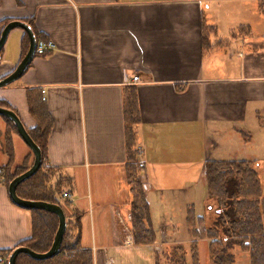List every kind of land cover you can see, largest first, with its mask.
<instances>
[{
    "label": "crops",
    "instance_id": "crops-1",
    "mask_svg": "<svg viewBox=\"0 0 264 264\" xmlns=\"http://www.w3.org/2000/svg\"><path fill=\"white\" fill-rule=\"evenodd\" d=\"M212 4L241 16L240 25L233 16L227 21L231 40L220 38ZM7 19L33 22L55 45L0 89V101L32 130L28 93L45 98L52 120L46 165L71 180L70 209L82 214L81 243L93 264H154L164 246L188 244V208L202 217L205 164L264 162V0H0V22ZM205 25L216 30L208 48ZM24 35L9 33L0 80L20 63ZM227 49L225 63L212 62ZM235 52L240 62L228 64ZM134 76L140 83L131 84ZM131 90L140 112L139 179L156 235L143 246L124 222L131 200L124 98ZM6 128L0 116V170L9 162ZM13 143L15 166L34 160L16 134ZM1 180L0 250L16 249L32 234L31 213L13 204ZM208 206L205 200L203 216Z\"/></svg>",
    "mask_w": 264,
    "mask_h": 264
},
{
    "label": "trees",
    "instance_id": "trees-1",
    "mask_svg": "<svg viewBox=\"0 0 264 264\" xmlns=\"http://www.w3.org/2000/svg\"><path fill=\"white\" fill-rule=\"evenodd\" d=\"M11 21L13 20L7 19L0 22L2 30ZM27 24L31 26L37 42L44 41L33 22L29 21ZM242 30L245 28L237 29L235 34L242 33ZM215 33V28L203 26V45L206 48L211 46L208 37ZM28 49L29 38L25 33L21 61ZM2 51L3 49L0 51V58ZM36 56L38 55L35 54ZM27 99L30 114L36 121L34 129L27 131L41 150L42 163L34 176L18 186L17 195L24 200L59 205L65 212L67 228L59 252L54 257L38 261L28 255L20 254L16 264H93L92 251L84 249L81 243L82 214L71 210L70 203L58 202L55 198L61 192H71L72 184L71 180L62 178L60 171L46 165L52 120L41 97V92L32 89ZM0 107L12 110L2 101H0ZM3 119L7 124L5 153L9 162L0 170V178H2V184L8 188L9 184L17 176L28 171L32 164H29L27 159L23 165L15 166L13 136L18 135V132L12 121L5 117ZM124 121L129 159L127 179L131 188L129 215L131 216L132 237L136 245H151L155 242L156 235L136 161L138 149L135 127L140 123V112L134 90L125 94ZM205 176L206 200H214L218 205L215 212L216 218L211 220L208 215L198 217L194 207L188 208L186 224L191 237L190 242L184 245L164 246L161 253L154 254V264H201L199 241L203 239L210 241L211 264H236L232 253L234 247H239L242 252L249 255L250 264H264V191L255 163L243 160H211L205 164ZM208 210L212 211L211 205L208 206ZM29 211L32 234L30 238L20 242L17 247H27L36 253H46L52 247L58 230V217L43 210ZM13 251L14 249L0 250V254L9 258Z\"/></svg>",
    "mask_w": 264,
    "mask_h": 264
},
{
    "label": "water",
    "instance_id": "water-1",
    "mask_svg": "<svg viewBox=\"0 0 264 264\" xmlns=\"http://www.w3.org/2000/svg\"><path fill=\"white\" fill-rule=\"evenodd\" d=\"M17 28L23 30L28 35L29 49H28L27 54L23 58V60L16 67V69L10 75L0 80V89L19 80L23 76L27 68L30 66L31 62L33 61L35 57V51H36V45H37L36 36L31 26H29L25 22L18 21V20L11 21L3 28L2 33L0 35V51L3 49L6 43L9 33L12 30L17 29ZM0 116L5 117L13 122V124L15 125L17 129L18 136L23 140V142L31 150L34 156V160H33L31 168L25 173L17 176L9 184L8 194H9L10 200L16 206L26 209V210H43V211L52 213L56 215L59 220L58 230L56 232L52 247L50 248L48 252L36 253L27 247H17L16 249H14V251L9 256L7 264H16L17 257L20 254L28 255L32 259L38 260V261L50 259L59 252V249L61 247L64 235H65V231L67 228V220H66L65 212L57 204H51V203H47L43 201L24 200V199H21L17 195L18 186L22 184L23 182H25L26 180L30 179L32 176H34L40 169L41 163H42V153H41L40 148L34 143L32 138L30 137L27 129L25 128L19 116L13 110L0 107Z\"/></svg>",
    "mask_w": 264,
    "mask_h": 264
},
{
    "label": "rangeland",
    "instance_id": "rangeland-1",
    "mask_svg": "<svg viewBox=\"0 0 264 264\" xmlns=\"http://www.w3.org/2000/svg\"><path fill=\"white\" fill-rule=\"evenodd\" d=\"M215 6H216L215 4H212V11L211 12H213V13L216 12V11H217V13L220 12V14H218V16L216 17V20L218 21V26H219V36H220V38L225 37L224 39L231 40L232 37L228 34V29H229L230 26H229V23L227 21L230 19V17L233 16L235 18L234 21H233L234 24L240 25L242 23V18H241L240 15H237V16H235V15H230V16L226 15L223 12H221L222 9H220L218 7H215ZM228 52H229V50L227 49V51H225L224 53L219 54V55L217 54L218 56L216 58H215V56H213L215 54H213L212 56H210L211 59H212V62L213 61H215V62L217 61L218 64H220V63L222 64L223 62L225 63V59L226 58H222V57L223 56H227ZM239 53L240 52H238V53L235 52L234 55H233V59L231 61H229V59H227L228 64L230 62H232V64H238L240 62V58H241V57H239ZM255 135H258V134H255ZM256 140L258 142L257 144H259V145L262 144L261 143L262 142L261 138L256 139ZM32 158H33V154H32ZM32 162H33V159L31 160V162L29 164H32ZM256 169H257V171H258V173L260 175L261 182H262V185H263V190H264V162L256 163ZM202 195H203V198H202V200L200 202L202 204H200L199 211H198L200 216L204 215L205 209H206V207H205V200H206V197H207L206 188H204ZM208 204L212 206V211L210 213H208V216H209V218L211 220H213L212 218H216L215 212H216V209L218 208V205H217L216 201H214V200H209ZM209 243H210L209 240H201V241H199V251H200V257H201V264H211L210 257H209ZM161 251H162V249L159 250V252L157 254L161 253ZM232 253L235 256V263L236 264H250L249 255L244 253V252H242L239 247H234L233 250H232ZM0 258L4 259V263L5 264L8 262V258L5 255L0 254Z\"/></svg>",
    "mask_w": 264,
    "mask_h": 264
},
{
    "label": "built area",
    "instance_id": "built-area-1",
    "mask_svg": "<svg viewBox=\"0 0 264 264\" xmlns=\"http://www.w3.org/2000/svg\"><path fill=\"white\" fill-rule=\"evenodd\" d=\"M54 48H55V45L51 41H39V42H37V45H36L35 54H37L38 56H45L48 53H50L51 51H53ZM130 82H131V84L140 83L139 76L132 77ZM44 93H45V91H42V94H44ZM43 100H45L44 97H43ZM139 167L142 168L143 167V163H140ZM55 198H56V200L58 202H68V203L71 204L72 201H73L72 194L70 192H67V191L61 192L60 194L56 195ZM124 222L126 224H127V222L130 223V226H131V216L128 215L125 218Z\"/></svg>",
    "mask_w": 264,
    "mask_h": 264
}]
</instances>
